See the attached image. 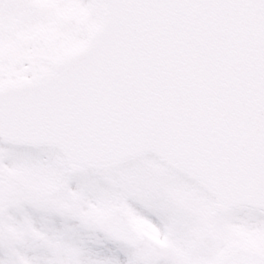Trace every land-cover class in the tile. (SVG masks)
<instances>
[{"label":"snow or ice","instance_id":"snow-or-ice-1","mask_svg":"<svg viewBox=\"0 0 264 264\" xmlns=\"http://www.w3.org/2000/svg\"><path fill=\"white\" fill-rule=\"evenodd\" d=\"M0 264H264V0H0Z\"/></svg>","mask_w":264,"mask_h":264}]
</instances>
